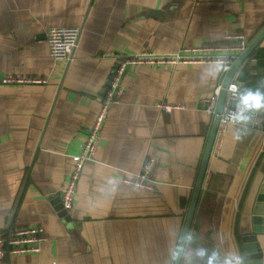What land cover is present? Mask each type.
<instances>
[{
  "label": "crops",
  "instance_id": "0c3cea01",
  "mask_svg": "<svg viewBox=\"0 0 264 264\" xmlns=\"http://www.w3.org/2000/svg\"><path fill=\"white\" fill-rule=\"evenodd\" d=\"M64 25L81 32L56 68L47 30ZM263 28L264 0H0V229L42 225L48 237L9 264H174L214 120L202 101L226 81L220 64L131 65L66 214L58 191L116 55L235 45L237 34L250 44ZM11 75L47 81L4 82ZM232 76L248 87L240 113L242 102L258 112L212 148L181 264H246L248 235L264 264V37ZM150 156L153 189L125 183Z\"/></svg>",
  "mask_w": 264,
  "mask_h": 264
},
{
  "label": "built area",
  "instance_id": "2783aa9c",
  "mask_svg": "<svg viewBox=\"0 0 264 264\" xmlns=\"http://www.w3.org/2000/svg\"><path fill=\"white\" fill-rule=\"evenodd\" d=\"M81 27L78 25L52 26L47 30V40L50 53L54 58L56 68H60L70 60L74 50L78 46ZM238 39L235 45L209 44L199 46H183L174 53H158L153 50H143L132 54H119L115 58L117 62L111 71L106 87L100 94V108L93 124L87 130V138L81 151L75 155L74 169L70 173L67 185L58 191L64 209L70 210L74 206L78 181L87 161L96 160V152L100 143V132L108 117L111 105L119 102L124 91V76L131 65L134 64H180V63H218L222 66V72L227 79L238 54L243 53L249 41L242 34L234 35ZM46 82L42 77L22 78L19 75L6 77L8 82ZM224 85H219L209 97L203 99L204 110L212 117L217 114V105ZM248 87L244 81L232 77L227 86V93L223 110L220 113L216 137L213 145H220L230 123L241 121L240 110L235 106L247 96ZM158 107L171 112L174 109L184 108L185 105L175 102L160 101ZM156 162L152 156L147 157L139 172L125 173L123 181L139 187L153 189L155 179L150 177L149 172ZM48 240L46 229L42 225H31L14 228L0 229V264H9L8 258L14 254L34 252L42 250V245ZM189 256L186 254V258Z\"/></svg>",
  "mask_w": 264,
  "mask_h": 264
},
{
  "label": "water",
  "instance_id": "95a60500",
  "mask_svg": "<svg viewBox=\"0 0 264 264\" xmlns=\"http://www.w3.org/2000/svg\"><path fill=\"white\" fill-rule=\"evenodd\" d=\"M263 37H264V28L259 33V35L249 44L247 49L242 54H240V56L238 57V59L234 63L233 68L231 69V71H230V73H229V75L225 81L224 88L221 92V95H220V98L218 101L217 114L214 116V120H213V124L211 127L209 139H208L207 146L205 149V153H204L202 163L200 166L198 179H197V182L195 185L193 197H192L190 208H189V211L187 214L184 230L182 233L181 241H180V244L178 247V251H177V255H176V259H175L174 264H181L182 259H183V255L185 252L190 227L192 224V220H193L194 213L196 210L197 202H198V199H199V196L201 193V189H202V185L204 182V178L206 175L208 162H209L210 155L212 152V148L214 145L217 128H218V124L220 121V113L223 110L228 83L231 80V78L233 77L232 75H233L234 71L236 70V68L250 55L252 50L260 43V41L263 39ZM242 106H243L244 110L241 111V113H240L241 116L245 115V116L250 118L253 114H256L258 112V109L256 108V105L254 103L247 105L246 102H242ZM245 109H247L248 111H246ZM57 200H59V199L57 198ZM58 209H60L62 211V213H64V214H66V212H68L67 209L63 208L62 203L59 204ZM257 220H259V222L262 221L261 217H258ZM258 229H259V227H258ZM245 250H246V254H247L246 264H263V259H262L261 253L259 252L260 250H259L256 235H248L246 237Z\"/></svg>",
  "mask_w": 264,
  "mask_h": 264
}]
</instances>
